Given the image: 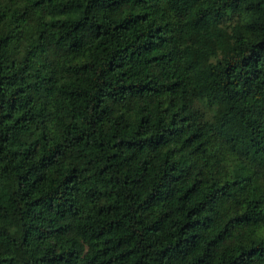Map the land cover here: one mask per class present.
I'll return each instance as SVG.
<instances>
[{
  "label": "trees",
  "instance_id": "obj_1",
  "mask_svg": "<svg viewBox=\"0 0 264 264\" xmlns=\"http://www.w3.org/2000/svg\"><path fill=\"white\" fill-rule=\"evenodd\" d=\"M0 264H264V0H0Z\"/></svg>",
  "mask_w": 264,
  "mask_h": 264
},
{
  "label": "rangeland",
  "instance_id": "obj_2",
  "mask_svg": "<svg viewBox=\"0 0 264 264\" xmlns=\"http://www.w3.org/2000/svg\"><path fill=\"white\" fill-rule=\"evenodd\" d=\"M226 21H227L226 25L229 26V25H231V22H234V19L231 18V17H227ZM198 107L200 108V110L205 112L207 117L210 118V119H212V117L214 116V114H215V112L217 110V105L211 104L210 102H208L207 99H203V100L199 101ZM235 164H236L235 162L234 163L231 162L230 165H229V168L234 167Z\"/></svg>",
  "mask_w": 264,
  "mask_h": 264
}]
</instances>
